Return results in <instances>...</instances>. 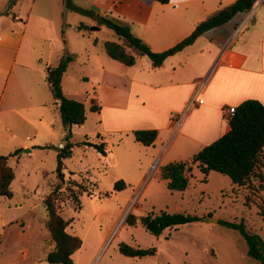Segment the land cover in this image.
<instances>
[{
  "label": "rangeland",
  "instance_id": "1",
  "mask_svg": "<svg viewBox=\"0 0 264 264\" xmlns=\"http://www.w3.org/2000/svg\"><path fill=\"white\" fill-rule=\"evenodd\" d=\"M73 2L81 8H93L91 2ZM33 7L40 15L28 19ZM111 11L117 15L115 9ZM93 15L66 11L61 0H0V69L5 72L0 74V103L3 96L6 98L5 107L0 109V155H13L9 165L15 172L11 185L13 198L6 200L0 196V264H48L47 254L54 248L46 228L44 200L57 183V149L63 146L65 133L60 109L54 104L44 77L47 72L44 64L55 68L62 54L71 47L89 50L96 39L119 40L113 30ZM246 16L238 15L223 28L226 35L231 34L225 49L235 40H238L237 46L241 44L236 28ZM257 20L258 28L264 32V9L260 10ZM24 23L28 24L25 29ZM81 25L88 31L85 36L79 30ZM22 36L24 40L20 43ZM200 43L210 42L201 40ZM23 57L29 68L18 66ZM33 68H41L43 72ZM87 73L95 78L90 68L81 65L70 68L65 87L68 95L89 105L94 87L82 80V74ZM36 99L47 100L49 104L44 118L29 115V122L34 126L23 134L16 132L15 115L4 109L7 105L23 108L26 100ZM87 113L84 132L90 142L99 144L100 120L90 111ZM36 125L41 129V136L33 137L32 141L23 139V142L20 137L33 136ZM105 136L113 157L108 155L102 159L93 147H85L86 134L77 128L72 138V157L65 161L66 184L58 194L56 208L70 223L67 231L83 241L73 256V264H261L248 257L247 244L238 231L206 219L212 214L218 220L244 222L248 230L264 239V219L258 208L263 191L235 186L228 176L215 171L204 182L205 175L195 165L189 188L172 193L160 179V166L188 160L196 154L194 149L188 150L182 145L180 136L165 153L160 145L154 150L137 143L132 133L113 132ZM25 143L34 152L26 153ZM47 146L52 148H41ZM16 151H20L18 155H14ZM158 151V161L153 160ZM152 160L158 166L154 174L151 166L147 168ZM260 169L264 174V157ZM118 181L126 184L124 190H115ZM74 194L80 197V210L72 197ZM161 212L196 214L201 221L168 229L160 237L148 233L140 222L136 226L125 223L129 214L141 217ZM124 244L155 248L156 255L141 259L125 257L119 250Z\"/></svg>",
  "mask_w": 264,
  "mask_h": 264
},
{
  "label": "crops",
  "instance_id": "2",
  "mask_svg": "<svg viewBox=\"0 0 264 264\" xmlns=\"http://www.w3.org/2000/svg\"><path fill=\"white\" fill-rule=\"evenodd\" d=\"M82 1L93 4L92 9L83 8L93 11V16L130 26L133 33L145 41L153 52L160 53L190 36L201 22L237 0H170L168 4L152 0ZM263 2L264 0H258L249 13L242 14L247 16L236 28L237 37L242 38L239 46L236 45L238 40H235L225 49V43L231 38V34L226 35L223 29L228 22L208 31L198 38L194 45L168 58L162 67L156 69L153 68L149 58V61L144 60L147 57H139L136 65L132 67L108 58L102 46L106 41L96 39L98 45H95L94 40L89 50L87 47L83 50H75L71 47L67 52L75 56V61L63 77L64 95L76 100L75 96L67 94L65 87L70 68L81 65L94 70L95 78L88 73L82 74V80L91 82L94 87L90 104L85 102L84 104L87 112L90 111L93 117L96 115L101 123L102 133L98 134V140L101 141L99 144H105L106 151V156L98 153L102 159H106L108 155L113 157L105 134L113 132L133 134L137 130L158 132L154 145L149 148L157 150L160 145L159 148L163 147L165 153L176 137L180 136L182 145L188 150L194 149L197 154L229 131V121L224 114L226 108L238 107L249 99L259 100L264 104V32L258 28L257 20L260 10L264 9ZM61 4L64 9L62 0ZM113 9L117 11L116 16L111 11ZM37 14L39 12L35 11V7L31 8L28 19ZM62 16L64 17L63 13ZM16 19L22 21L19 17ZM27 25L24 23V29ZM80 31L82 36L88 32L84 29ZM23 40L22 36L20 43ZM201 40L210 43L200 45ZM59 42L61 43L60 40ZM15 53L17 55L19 49ZM18 63L22 68H29L24 57ZM13 65H17V62ZM44 65L47 67V72L44 73L47 80L48 69L52 67ZM33 70L43 72L41 68H33ZM4 73L0 69V74ZM197 95L198 99L203 100V104L195 103L191 106V101ZM5 99V96L1 98L0 109L5 105ZM25 102L27 105L22 106L23 108L15 109L7 105V109H4V112L15 115L14 130L21 134L34 126L27 116L44 118L47 110L45 108H49L47 100L36 99ZM92 102L101 108L99 112L90 110ZM54 104L59 107L55 100ZM174 116L182 117L180 127H176ZM88 117L87 113L84 125L73 127V135L79 128L86 134L84 143L99 145L90 142L88 134L84 132ZM32 133L33 136L26 138L21 136L20 139L23 142L32 141L33 137L41 136L38 125L33 127ZM28 147L32 146L27 143L23 145V148L30 150L26 153L34 152ZM158 153L159 151L154 154L153 160H157ZM153 160L147 168L153 166ZM163 166L165 164L160 168Z\"/></svg>",
  "mask_w": 264,
  "mask_h": 264
},
{
  "label": "trees",
  "instance_id": "3",
  "mask_svg": "<svg viewBox=\"0 0 264 264\" xmlns=\"http://www.w3.org/2000/svg\"><path fill=\"white\" fill-rule=\"evenodd\" d=\"M66 11L93 15V11L85 10L74 4L73 0H62ZM161 4H168L170 0H152ZM258 0H237L232 5L218 10L205 21L201 22L193 33L173 46L172 48L156 53L139 36L135 35L130 26L117 24L107 18L104 24L114 31L119 41H106L102 44L106 56L127 67L135 66L139 57H147L151 60L153 68H160L165 61L175 56L195 42L210 30L218 28L230 22L236 15L249 13ZM264 8V2L262 4ZM83 25L79 30H83ZM95 45L98 41L95 40ZM75 61V56L67 51L61 57L58 66L48 69L47 83L52 98L59 104L65 141L63 147L57 149L56 179L53 191L44 200L47 210L46 228L54 243V248L48 252L46 262L48 264H73V256L78 252L83 241L81 238L69 233V221L65 220L57 211L56 200L66 184L65 161L72 157L74 144L72 143L74 126H82L87 120V109L83 102L68 98L63 91V77L69 66ZM92 112H99L101 108L93 104ZM229 131L214 143L204 147L191 159L169 163L160 168V179L166 182L168 190L184 192L189 188L190 176L193 167L197 165L205 175L204 182L208 181L211 171L228 176L233 184L238 187H248L253 192H264V174L260 169L264 157V104L259 100L249 99L240 104L236 113L229 120ZM137 143L145 147L154 145L158 132L156 130H137L133 132ZM84 145L93 147L98 153L106 156L105 144ZM43 149L51 146L41 147ZM16 151L14 155H18ZM13 156V155H10ZM10 156L0 155V196L6 200L13 198L11 185L15 179V172L9 165ZM115 190H124L126 184L118 181ZM73 199L78 204V210L82 208L80 197L74 194ZM248 201L250 198L248 197ZM259 214L264 219V195L261 204L258 205ZM209 214V218H212ZM201 218L196 214L149 213L137 217L129 214L125 223L136 226L138 222L143 228L155 237H160L166 230L198 223ZM219 224L228 229L240 233L247 244L248 257L264 264V239L255 232L248 230L244 222H229L219 220ZM120 253L128 258L141 259L156 255L155 248H133L129 245H121Z\"/></svg>",
  "mask_w": 264,
  "mask_h": 264
},
{
  "label": "built area",
  "instance_id": "4",
  "mask_svg": "<svg viewBox=\"0 0 264 264\" xmlns=\"http://www.w3.org/2000/svg\"><path fill=\"white\" fill-rule=\"evenodd\" d=\"M195 103H199V104H203V100L198 99V95L193 98V100L191 101V106H194ZM236 109L237 107H228L224 110V114L226 116V119L229 121L230 118L236 113ZM176 127H180L182 124V117L179 116H174L173 117ZM158 161V160H156ZM158 169V166L153 164V166L151 167V173H155Z\"/></svg>",
  "mask_w": 264,
  "mask_h": 264
},
{
  "label": "water",
  "instance_id": "5",
  "mask_svg": "<svg viewBox=\"0 0 264 264\" xmlns=\"http://www.w3.org/2000/svg\"><path fill=\"white\" fill-rule=\"evenodd\" d=\"M97 19L100 21V22H104V19L101 18V17H98L97 16ZM96 30H99V28H96ZM25 152H30V150H25ZM206 221L208 222H213L215 224H219V220L218 219H215V218H207Z\"/></svg>",
  "mask_w": 264,
  "mask_h": 264
}]
</instances>
